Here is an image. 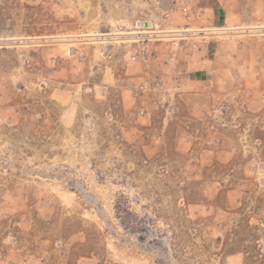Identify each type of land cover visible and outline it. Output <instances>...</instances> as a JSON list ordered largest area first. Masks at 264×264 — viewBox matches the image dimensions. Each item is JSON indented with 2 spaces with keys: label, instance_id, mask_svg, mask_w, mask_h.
<instances>
[{
  "label": "rangeland",
  "instance_id": "rangeland-1",
  "mask_svg": "<svg viewBox=\"0 0 264 264\" xmlns=\"http://www.w3.org/2000/svg\"><path fill=\"white\" fill-rule=\"evenodd\" d=\"M220 1L0 0V264H264V0Z\"/></svg>",
  "mask_w": 264,
  "mask_h": 264
},
{
  "label": "crops",
  "instance_id": "crops-1",
  "mask_svg": "<svg viewBox=\"0 0 264 264\" xmlns=\"http://www.w3.org/2000/svg\"><path fill=\"white\" fill-rule=\"evenodd\" d=\"M218 2H219V1H218ZM229 3H230L229 0H221V1H220V5H221L222 9L226 11L225 16H228V15H229V14L227 13V11L229 10V9H228V4H229Z\"/></svg>",
  "mask_w": 264,
  "mask_h": 264
},
{
  "label": "water",
  "instance_id": "water-1",
  "mask_svg": "<svg viewBox=\"0 0 264 264\" xmlns=\"http://www.w3.org/2000/svg\"><path fill=\"white\" fill-rule=\"evenodd\" d=\"M149 23H145V25L148 27L149 25H148Z\"/></svg>",
  "mask_w": 264,
  "mask_h": 264
}]
</instances>
